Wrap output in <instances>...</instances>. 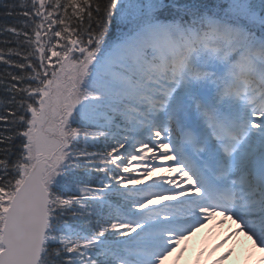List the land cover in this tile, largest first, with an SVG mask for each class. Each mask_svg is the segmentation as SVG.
Segmentation results:
<instances>
[{"label": "snow or ice", "instance_id": "6c2138e0", "mask_svg": "<svg viewBox=\"0 0 264 264\" xmlns=\"http://www.w3.org/2000/svg\"><path fill=\"white\" fill-rule=\"evenodd\" d=\"M214 217L264 253V0H0V264H166Z\"/></svg>", "mask_w": 264, "mask_h": 264}, {"label": "bare ground", "instance_id": "6f19581e", "mask_svg": "<svg viewBox=\"0 0 264 264\" xmlns=\"http://www.w3.org/2000/svg\"><path fill=\"white\" fill-rule=\"evenodd\" d=\"M199 231H202L203 235H201V237L204 239V246L202 249H196L197 240L195 237H191L187 242H183L182 245L178 246L177 252L173 253L172 258L177 259L182 264H189L192 259L196 260L197 256L201 255V251H208L212 242V240H209L210 232L206 233L204 229ZM243 240L244 241L239 244H234V251L236 249L237 250L227 259L223 260L221 264H259V257L264 253H261L247 237L244 236ZM228 242H230V240H227L222 244H226ZM184 245L186 246L182 248L181 246ZM181 248L184 249V251L180 253L178 251H180ZM195 260L194 263H196Z\"/></svg>", "mask_w": 264, "mask_h": 264}, {"label": "rangeland", "instance_id": "374dc122", "mask_svg": "<svg viewBox=\"0 0 264 264\" xmlns=\"http://www.w3.org/2000/svg\"><path fill=\"white\" fill-rule=\"evenodd\" d=\"M220 217H214L213 220L207 222L204 226L203 229L205 230L206 233L210 234L209 240H212L211 248L206 252V251H201V254L203 255L201 258L197 259V264H213V261L217 256H219L222 252L226 251L228 248L231 247L232 253H234V244H239L240 242L244 241V236L243 234H239L234 240H230V242L226 244H222L221 240L222 238L232 229H234L235 225L233 222L226 221L229 223H218L220 220ZM201 230V229H199ZM197 231L192 237H195L197 242H196V249H202L204 246V239L201 237L202 231ZM188 241V240H187ZM186 241V242H187ZM233 245V246H232ZM220 246V247H218ZM183 248V246H182ZM178 252H183L184 249H182ZM180 258V257H179ZM166 264H182L179 262L177 259H173L172 257H169L168 260L166 261ZM229 264V263H228Z\"/></svg>", "mask_w": 264, "mask_h": 264}]
</instances>
